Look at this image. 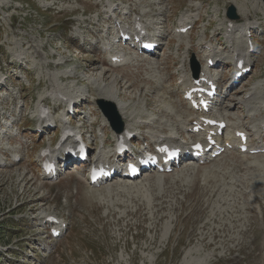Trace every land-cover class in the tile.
<instances>
[{"label": "rangeland", "instance_id": "obj_1", "mask_svg": "<svg viewBox=\"0 0 264 264\" xmlns=\"http://www.w3.org/2000/svg\"><path fill=\"white\" fill-rule=\"evenodd\" d=\"M232 1L237 6L246 1L248 17L229 20L225 13ZM113 2L117 15L110 17L112 13L106 11L99 19L96 15L106 10L107 0H0V264H151L149 258L155 259L152 264H183L190 249L195 258L209 255L208 264H264V141L262 136L259 143L260 128L255 126L264 111H253L255 116L249 117L247 104L240 102L242 96H250L252 89L263 92L254 96L256 106L264 100L259 99L264 96L263 2ZM45 3L55 4L57 9L46 10ZM70 4L79 10L61 11ZM129 9L131 14L125 18ZM189 13L197 14L190 23L192 28L179 37V19ZM87 18L91 22L85 24ZM135 18L148 23L154 19L158 33L163 34L157 52L139 57L128 43L122 47L131 56L136 54L137 60L157 61L158 68L150 69L143 61V68L131 65L125 71L110 68L108 74H99L102 66L108 68L100 50L105 37L113 35V21L126 23ZM244 24L243 34L247 36L239 39L244 45L240 49L249 53L245 43L251 39L255 45L253 61L251 70L234 82L231 52L235 45L226 41L232 35L238 40L231 33ZM82 38L87 40L85 44L79 43ZM204 43L213 44L219 57L216 65H223L219 84L224 91H219L218 98L224 102H215L210 112L229 122L221 138L230 143L236 126L243 124L250 134L248 139L258 143L254 147L262 146L263 150L241 153L227 147L216 158L208 159V154L202 159L186 158L170 172H145L135 181L118 171L113 180L90 184L89 166L77 165L74 160L54 178L41 173V148L53 147L62 128L71 124L92 140L90 161L105 152L107 162L121 163L122 158H109L115 147V132L97 105V94L113 75L124 76L128 82H117L118 93L128 102L129 112L137 115L132 131L139 149L147 146L157 150L156 140L149 138L151 134L164 133L183 145L205 137L186 134L180 126L177 132L176 122L171 119L174 109L167 104L183 101L180 74L185 60L189 73L192 56L208 71L217 70L206 64ZM21 50L27 57L23 64L17 61ZM62 57L60 66L51 63ZM67 68L77 72L75 86L86 88L77 91L80 97L74 100L76 111L72 115L65 114L66 102L56 108L54 98L49 96L57 83L69 85V81H57L62 77L50 80L55 72ZM96 75L103 77L101 87L89 79ZM38 104L50 108L53 128L48 133H38V124L33 120ZM164 104L171 110L169 115ZM227 105L230 111H224ZM155 119L169 125L158 123L154 129H139L138 122ZM46 215L56 220L45 223ZM54 229L59 230L58 235L53 234Z\"/></svg>", "mask_w": 264, "mask_h": 264}, {"label": "bare ground", "instance_id": "obj_2", "mask_svg": "<svg viewBox=\"0 0 264 264\" xmlns=\"http://www.w3.org/2000/svg\"><path fill=\"white\" fill-rule=\"evenodd\" d=\"M158 1H159V4L161 5L162 0H158ZM245 2L246 1H243L242 3L241 2L238 3L239 6H237L234 1L231 2L232 4H234L237 7L238 14H239V16L241 18H245L246 16L248 17V14L246 13L247 11L245 10V7L247 6V4H244ZM71 4L69 5L70 7L64 8L61 11L62 12L66 11L68 13H74L77 10H79V7H77L76 5L73 6ZM106 4H107L106 5V7H107L106 10H103V11L101 10L102 13L100 11L96 15L99 19H100V17H102L103 13H106V11H109V12L112 13L110 15V17H112V15H115V16L117 15V8L115 7V3L113 2V0H107ZM51 5L45 3L43 6L46 8V10L48 8H50L52 10L57 9L56 7H54L55 4H53L52 6ZM97 5L98 4L96 3L95 7H97ZM59 9H61V8H59ZM84 12H87V10H84ZM127 12H129V13H127ZM125 14H128L127 16H125V18L129 17L130 16L129 14H131V9L126 10ZM196 15L197 14H195V13H189V14H184L183 16H181L180 19H179L180 26H179L178 29L184 28L187 25L189 19L191 18L192 20H194L193 17H195ZM99 19H97V20L99 21ZM83 22L86 24L88 22H91V19L87 18ZM112 24H113V28L115 30L113 37H124V35H126V34L134 33V35H132L134 37L133 38L134 39V44H138V42L141 41L140 43H143V45H144L145 41H146L145 39L149 38L150 36H153L152 38H149L150 40L157 39L156 33L159 31L155 27L156 23H155L154 19H152V21H150V23H148L147 20L145 22H142L138 18L133 19L131 22H128L126 20V23H123L120 20H114ZM246 25L247 24H244L242 26V28H241V25L237 26V30L235 32L231 33V34H234V38H236L238 40H235V39L233 40V35H232V37H229L227 39V41H226L227 43L231 42V43H233L235 45L234 46L235 48L231 52V54H233L232 57H233V60L235 61L236 72H238L239 75L241 73H244L243 70L245 69V66H249V63L245 62L247 60V56L249 54L247 53V51L243 52L240 49L244 45L241 46L240 45L241 41H239V39H243V38H245L247 36V35L243 34L245 29H246L245 28ZM138 26L141 27L140 30L138 29ZM237 31H238V33H237ZM151 32H153V34ZM180 33H181V31L179 30L178 31V34H179L178 36L179 37H181L182 35H185V34H180ZM83 39H84V43H86L87 40L85 38H83ZM108 40L106 41V43L104 44V46L101 49L103 52H104V49L107 47V45H108V48H110L111 45H112V43L108 44ZM235 42L237 44H235ZM245 44L248 47V42L247 41H246ZM212 45L213 44L204 43V46H203L205 49H207L205 51V58H206V62L209 63V66H213L214 63L217 62L218 59H219L218 54L214 51V49L212 48ZM119 47H120V45L113 47L111 49L110 53H109V54H111V52H112L113 55H116L115 61L116 60H119V61L117 63H114V62L109 63L108 62L109 61V56H108V61H107L108 68H106L105 66H102L103 70H101V72L99 74H102L103 76L105 74H108L110 68H121V70L125 71L131 65L137 66L139 68H143V64L141 63L143 61L147 62V66L150 67V69L151 68H158L156 66L157 65V61L150 60V59H147V58H142L140 60H137L138 57L135 56L136 54H133V56H135V61H136L134 63L133 56H131L130 53H127L124 50H121ZM214 47L216 49V46H214ZM139 49H140V45H139ZM105 52H104V54H105ZM142 52L147 53L145 51H142ZM15 54H17V53H15ZM104 54L102 56H104ZM138 56L140 57V55H138ZM17 57H18L17 61H19L22 64L25 62L24 59L27 58L26 56H23V50L20 51V53H19V55H17ZM111 58H112V56H110V59ZM152 58H155V57L152 56ZM63 62H64L63 61V57L61 58V61H57V59L54 62L51 61V63H53V64H55L57 66H60L61 64H63ZM51 63H49L48 61H45L46 65H51ZM186 66H187V60H185V64L182 67L183 71L180 74L181 77H182V80H183L182 81V84H183L182 88H183V92H184V97L185 98L183 99L182 102H178L179 104H177V102L175 103L173 100H172L171 103H167V102L166 103L167 104H171V106L174 109V113H173L174 117L171 116V119L176 122L177 132H180V129H179V126H180L181 129L183 130V132H186V134L193 133V135H194V133H196L195 132L196 128L199 127V131L203 132V134H205L204 135L205 137H203L201 140H197L192 145H190V144H188V145L179 144V142H177L178 141L177 138H171V136L170 137L164 136L163 135L164 133H161L160 135L157 134L156 136L154 134H151V136L149 138L155 139L156 140V141H154L155 144H160V146H165V147L169 146L171 148L174 147L176 149H181V151H182V152H180L181 153V156H180L181 158L183 156H184V158L186 156H188V151H190L191 157H189V159H188L189 161H191V159L196 158L195 156H201L202 153L205 155L206 153H208L209 151H211L213 149L208 154V159H209L210 156H213V154L217 150L221 149L224 146L223 145V141H221V137L219 136V133H218V131L221 128V126H220L221 124L219 122H221L222 120H218V119H214V118H208V116L204 117V113H203L204 109L200 105L196 106L199 103H191L192 100H190V98L194 99L195 95L197 93V92H192L191 93V90L195 89V88H198V91L201 93V97L204 96L205 95V92H204L205 86L210 83L211 78H210V75L208 74V70L205 67H203V70H202L201 75L199 76V78L198 79H194V78L191 77L190 73L185 70ZM214 66H216V65H214ZM42 67H44V66H40V68H42ZM44 68L46 69V67H44ZM221 69H222V66L219 65L216 71L218 73H221ZM76 75H77V72L75 71L74 68L73 69L67 68L64 72L58 70L57 72H55L53 74V79L51 78L50 80H54V79L56 80V79H59L60 77H62L61 80H57V81H62V83L65 82V81H69V85H66V84L59 85L57 83V86H54V89L52 88V90L49 92L50 93L49 96L54 98V101H55V103L57 105L56 108H60L62 105L65 104V102H66V106L71 105L73 102H70V104L68 105V101H70V100L74 101L75 98L80 97L79 93L76 94L77 91L80 90V92H84L86 90V88H84V87L83 88H79V87L75 86V81L77 79ZM156 75H157L156 78H160L159 74H156ZM97 76L98 75L90 76L89 79H91V78L94 79L96 81V86L98 85V87H101L103 85V81H104L103 77L98 78ZM212 77H213V75H212ZM84 80H87V77H85V75H84ZM118 81L119 82H126V78L124 76L119 78V77H116V76L113 75V80L111 82H108V83L105 82L106 84H104L103 88L101 87V90L99 91V93L97 95L99 97L98 99H106L107 101L113 102L117 106V110L120 113L122 120L125 122V125L123 127L124 131L121 134H119V133L116 134L115 133L114 135L117 136V140H126L128 138V133L129 132L131 133V131L133 130V125L137 123V121H136L137 115L136 114L134 115L133 111L129 112L130 108L128 106L129 105L128 102L124 98L120 97V95L118 93L120 91H119L118 86H117V82ZM126 83H128V82H126ZM66 87L67 88L73 87V88L72 89H66ZM58 88H59V90H57ZM63 89H66V90H63ZM93 89L94 88H92V90ZM88 90H90V89L88 88ZM251 91L252 92H251V94H250V96L248 98H246V96H242V98H240L241 101H244V103L247 104L248 114H252L253 111H256V112L260 111V110L264 111V100H261L262 98H264L263 95H262L261 98H259L261 100L260 103H262V105L259 104V105L256 106L255 103L253 102V100L255 99L254 96L256 94L258 96L260 94V92H262V91L258 90V92H256V91H254V89H252ZM117 93H118V97L116 96ZM190 93H191V96L187 97V94H190ZM207 95H208V92L206 93V96ZM212 101H213V99H212ZM217 101H221V103L224 102L222 100H217ZM180 104H182V105H180ZM164 106H165L164 107V111H167L168 112L167 114L169 115L171 110H169V108H166L167 107L166 104H164ZM227 106L224 107V111H230V105H227ZM180 107L182 109H178ZM185 108H187V111H185ZM209 110H211V108L208 109L207 112H209ZM193 112H194V115H193ZM179 113H182L181 117L177 116ZM43 114L44 113L42 112V110L40 108V104H38L37 105V114L35 115L34 118L36 119V124H38V127L41 128V130H42L41 134L50 132L48 125H49V123L53 122V120H51V117H52L51 115H49V114L43 115ZM207 114H209V113H207ZM192 115H193V117H192ZM225 115H226V113H225ZM0 119H1V117H0ZM239 119H241V118H239ZM262 120H264V116H262V118H260L258 123H255V119H254V123L256 125L259 124L258 125V126H260L259 128L264 130V121L262 122ZM158 123H160V125L162 124L161 126L169 125L168 123L162 122L160 119H155V120H152V121L143 120L141 122H138V125L140 126L139 129L146 128V127H152L154 129L157 126ZM235 124H237V123H235ZM232 127H235L234 124L232 125ZM189 128H191L192 131H189ZM246 130H247V128H245V126L243 124L238 125V127L236 126L234 133H232L231 142H230L231 145L233 146V149L236 148V150H240L239 147H241V145H243L245 143V133H246L245 131ZM258 139H260V137H258ZM198 142L203 143L202 150H194V145L196 143H198ZM150 143H151V141H150ZM70 144L71 143L69 142V140L64 141L60 145L59 148H56L54 150V152L55 151L57 152V156H60L63 152L66 155H68V156H74V153L72 151L68 150ZM92 144H93V142L92 143L89 142L88 146H90V145L92 146ZM135 144H137V142ZM31 145L32 146H36L37 144L33 143ZM52 145L54 146V144H52ZM134 146H136V145H134ZM241 148L243 150H248L247 153H252L251 149H245L243 147H241ZM166 151L168 152V150H166ZM112 153H113L112 156H114V157L117 156L116 149H114L112 151ZM141 155L142 154L139 153V154H136L135 157H131V158L135 160L138 157H140ZM16 157L17 156H15L14 158H16ZM181 158H179V159H181ZM41 160H42V158L40 156V161ZM96 161H97V164H96L95 167H99L101 165H106L108 163L107 162V158H106V153L102 152V154L100 155V157ZM168 164L169 163H167V166H168ZM56 165H58V164H56ZM164 167H166V166H164ZM111 168H113V166H110L108 168L105 167V170H108V169H111ZM125 171H127V169ZM140 175H142V174H140ZM139 176L137 178H134V179H129L128 178L127 180H134L135 181V180L140 178ZM105 181L107 182L108 179L105 180ZM142 187H143V184H142ZM138 189H139V187H138ZM148 190H149V188H148ZM48 216H50V215H47L44 218H47ZM44 218H43V220H45ZM167 234L168 233H166V235ZM195 251H197V250H195ZM192 253H193V250H191V249L187 251V253L183 257V264H192V263H194V264H208L209 263V261H210V256L209 255H205L204 257L196 256L197 258H195V257L192 256ZM149 260H150V263L152 264L155 259H150L149 258Z\"/></svg>", "mask_w": 264, "mask_h": 264}, {"label": "water", "instance_id": "obj_3", "mask_svg": "<svg viewBox=\"0 0 264 264\" xmlns=\"http://www.w3.org/2000/svg\"><path fill=\"white\" fill-rule=\"evenodd\" d=\"M228 15L231 18H237L236 9L234 6L229 8ZM193 69L194 71H197V65H194ZM97 103L104 115L108 118L111 126L117 132H121L123 130L124 123L121 120V115L117 110V106L113 102L104 99H98Z\"/></svg>", "mask_w": 264, "mask_h": 264}]
</instances>
